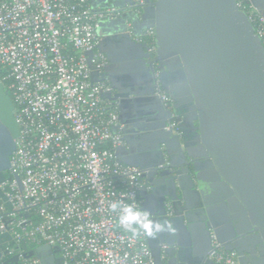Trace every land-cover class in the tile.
Wrapping results in <instances>:
<instances>
[{
    "label": "water",
    "instance_id": "obj_1",
    "mask_svg": "<svg viewBox=\"0 0 264 264\" xmlns=\"http://www.w3.org/2000/svg\"><path fill=\"white\" fill-rule=\"evenodd\" d=\"M264 19V0H249ZM90 0L97 51L107 63L91 81H107L101 98L119 111L118 162L138 167L140 207L173 231L146 236L155 264H216V241L238 264H264V46L236 0ZM153 29V50L138 41ZM167 98V100H165ZM0 81V183L10 169L18 124ZM177 119L178 132L166 129ZM195 138L194 142L189 137ZM194 144V146L192 145ZM20 186V179L14 175ZM151 187H154L151 190ZM0 200L10 208L2 189ZM0 233V264L11 243ZM58 247L27 256L63 264Z\"/></svg>",
    "mask_w": 264,
    "mask_h": 264
},
{
    "label": "built area",
    "instance_id": "obj_2",
    "mask_svg": "<svg viewBox=\"0 0 264 264\" xmlns=\"http://www.w3.org/2000/svg\"><path fill=\"white\" fill-rule=\"evenodd\" d=\"M236 1L264 46L263 17ZM143 4L132 0L130 10L140 14ZM105 14L90 0H0V81L18 124L11 178L1 185L10 208L0 200V233L11 235L6 248L23 264L41 263L12 243L58 247L63 264H155L146 235L133 237L109 209L114 201L141 208V182L140 169L115 156L118 111L101 98L112 88L91 81L90 63L101 71L107 62L96 33ZM153 37L144 29L136 40L149 38L153 50ZM166 129L178 132V121ZM212 246L216 264H238L234 250Z\"/></svg>",
    "mask_w": 264,
    "mask_h": 264
},
{
    "label": "clouds",
    "instance_id": "obj_3",
    "mask_svg": "<svg viewBox=\"0 0 264 264\" xmlns=\"http://www.w3.org/2000/svg\"><path fill=\"white\" fill-rule=\"evenodd\" d=\"M109 209L118 212V223L133 237L140 236L143 233L146 236H154L157 233L173 231L170 221L163 223L155 220L144 209L127 204L122 201H114L109 204Z\"/></svg>",
    "mask_w": 264,
    "mask_h": 264
},
{
    "label": "flooded vegetation",
    "instance_id": "obj_4",
    "mask_svg": "<svg viewBox=\"0 0 264 264\" xmlns=\"http://www.w3.org/2000/svg\"><path fill=\"white\" fill-rule=\"evenodd\" d=\"M106 63H107V62H106ZM105 65H106V64H105ZM110 106L113 107V108H115V109L118 111V109H117V107H116V104L113 103L112 101L110 102ZM118 119H119V111H118ZM176 120H177V119H176ZM177 121H178V120H177ZM119 122H120V120H119ZM120 124H121V123H120ZM178 124H179V121H178ZM121 126H122V125H121ZM188 139H189V141L194 142L195 138H194V136H193V132H192V136H190ZM192 145L194 146V144H192ZM10 178H11V174H10L9 170H8V171H5V172H4V181L0 183V188H1V185H2L3 183H5L6 181H8ZM140 182H141V186H142V184H143V182H144V178L142 177V171H141V170H140ZM141 186H140V188H141ZM153 189H154V187H151V190H153ZM5 246H6V245H5ZM15 254H17V251H14L13 253L9 252V253L6 255V257L12 256V255H15ZM15 264H23V263H22L21 259L18 258V261H17Z\"/></svg>",
    "mask_w": 264,
    "mask_h": 264
},
{
    "label": "trees",
    "instance_id": "obj_5",
    "mask_svg": "<svg viewBox=\"0 0 264 264\" xmlns=\"http://www.w3.org/2000/svg\"><path fill=\"white\" fill-rule=\"evenodd\" d=\"M245 4H246V5H249V4H251V3H250L249 0H245ZM246 12L249 14V11L246 10ZM253 24H254V22H253ZM254 25H255V24H254ZM144 40H145L146 42H148V43L150 42V39H149V38H145ZM11 245H12V247H14L15 249H18V250H19V249H20V250H21V249H22V250H26V249H34V246H32V245H29V246L26 245V244H19V245H16V244H13V243H12Z\"/></svg>",
    "mask_w": 264,
    "mask_h": 264
}]
</instances>
